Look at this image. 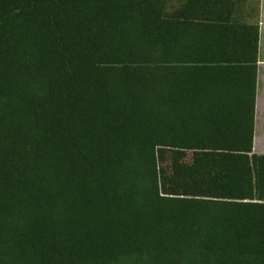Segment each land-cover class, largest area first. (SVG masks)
<instances>
[{
	"label": "trees",
	"instance_id": "16d2710c",
	"mask_svg": "<svg viewBox=\"0 0 264 264\" xmlns=\"http://www.w3.org/2000/svg\"><path fill=\"white\" fill-rule=\"evenodd\" d=\"M160 20L159 0H0V264H264L257 67L170 80Z\"/></svg>",
	"mask_w": 264,
	"mask_h": 264
},
{
	"label": "crops",
	"instance_id": "0c3cea01",
	"mask_svg": "<svg viewBox=\"0 0 264 264\" xmlns=\"http://www.w3.org/2000/svg\"><path fill=\"white\" fill-rule=\"evenodd\" d=\"M159 1L160 60L170 80L175 69L178 81L206 80L213 90L239 88L257 67L254 150L264 153L263 140L261 148L258 144L264 139V0Z\"/></svg>",
	"mask_w": 264,
	"mask_h": 264
},
{
	"label": "rangeland",
	"instance_id": "374dc122",
	"mask_svg": "<svg viewBox=\"0 0 264 264\" xmlns=\"http://www.w3.org/2000/svg\"><path fill=\"white\" fill-rule=\"evenodd\" d=\"M257 126H258V129H259V127H260V123H259V121H258V124H257ZM262 126H264V124L262 123ZM262 140H263V142H264V139H263V137H261V138H258V144L260 145V148H261V146H262ZM263 145H264V143H263Z\"/></svg>",
	"mask_w": 264,
	"mask_h": 264
}]
</instances>
